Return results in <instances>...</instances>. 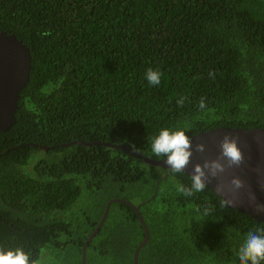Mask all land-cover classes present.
Returning <instances> with one entry per match:
<instances>
[{
    "label": "trees",
    "instance_id": "trees-1",
    "mask_svg": "<svg viewBox=\"0 0 264 264\" xmlns=\"http://www.w3.org/2000/svg\"><path fill=\"white\" fill-rule=\"evenodd\" d=\"M4 31L30 48L32 67L0 131V246L82 264L119 198L86 264H134L146 233L127 200L150 230L139 264H239L263 220L221 207L209 186L186 197L176 186L189 173L106 143L163 159L150 143L164 127L264 128V0H0ZM149 68L163 72L158 86Z\"/></svg>",
    "mask_w": 264,
    "mask_h": 264
},
{
    "label": "clouds",
    "instance_id": "clouds-1",
    "mask_svg": "<svg viewBox=\"0 0 264 264\" xmlns=\"http://www.w3.org/2000/svg\"><path fill=\"white\" fill-rule=\"evenodd\" d=\"M162 76L163 72L159 69L149 68L145 73L148 83L153 86L161 83ZM177 103L182 106L183 98ZM198 107L201 110L207 107L206 98L200 99ZM190 130L191 125L188 123L175 128L164 127L160 129L158 135L151 139L152 153L156 157H163V161L168 165L167 168L173 173L185 172L192 164L194 152L204 154L207 151L208 145L205 142L199 141L194 144L193 136L189 135ZM248 131L254 133L251 140L258 147L264 148V129ZM249 146V140L243 138L239 131L233 129L225 132L219 141V154L214 158L205 156L202 162L192 165V171L189 172L191 185L178 184L177 192L190 197L194 193L204 191L212 181H218L215 189L221 197V207L247 204L257 215H264V200L260 199L253 185L239 174H231L230 179L226 176L231 170L239 169L246 164V149ZM132 148L134 151H140L135 145H132ZM254 171L257 174L256 184L260 191L264 192V169L257 167ZM204 214L209 215L210 209H205ZM237 255L239 264H264V228L250 229ZM0 264H42V262L33 259L32 253L22 246L6 250L0 246Z\"/></svg>",
    "mask_w": 264,
    "mask_h": 264
},
{
    "label": "water",
    "instance_id": "water-1",
    "mask_svg": "<svg viewBox=\"0 0 264 264\" xmlns=\"http://www.w3.org/2000/svg\"><path fill=\"white\" fill-rule=\"evenodd\" d=\"M31 61L32 55L30 48L23 43L22 40L17 38L15 34H8L7 32H0V131L8 130L15 122V113L18 107V100L20 99V92L23 87L27 84L30 78V70H31ZM235 129L239 131L243 138L249 140V148L246 149V164L241 166L239 169L231 170L229 174H226L227 178H231V174H239L242 178L246 179L249 183H251L254 189L257 191L258 196L261 200H264V192H261L259 187L256 184L257 174L254 171L257 167L264 169V148L258 147L254 141L251 140V136L254 134L253 132H249L248 130L256 129H264L260 127L247 128V127H218L215 129H211L204 132H199L193 135L194 144L195 142L203 141L208 145L207 151L204 154L195 153L193 154L192 164L189 165L188 169L185 171L187 173L192 171V165L196 162H202L205 156L214 158L219 154V141L222 139L223 134L228 131H232ZM74 143L80 144H88L85 141H74L72 143H68L65 145H72ZM109 146L123 148L130 151L135 156L143 158L147 163L154 164L156 166L163 167L168 174V165L163 161V159L151 158L147 156H143L142 154L134 151L130 146L124 144H114L107 142ZM37 146V144H34ZM41 148L48 150L50 147L47 145H42ZM51 148H55V146H51ZM166 159V158H165ZM218 181H212L209 187L214 189L216 192V184ZM217 193V192H216ZM227 195L228 193H222ZM121 200L119 198L110 199L104 211V214L97 225L94 232L88 237L84 246L82 253V264H86L87 261V246L90 241L96 236V234L100 231L103 226L107 216L109 207L112 202ZM134 210L137 212L141 223L145 228V237L143 241L136 247L134 252V264H139V252L140 250L147 244L149 240V229L146 225V222L143 218V215L139 209V206L135 205L131 201L127 200ZM241 212H246L250 214L252 217L257 220L264 221V215H257L247 204H238L236 207H233ZM1 218V216H0Z\"/></svg>",
    "mask_w": 264,
    "mask_h": 264
},
{
    "label": "rangeland",
    "instance_id": "rangeland-1",
    "mask_svg": "<svg viewBox=\"0 0 264 264\" xmlns=\"http://www.w3.org/2000/svg\"><path fill=\"white\" fill-rule=\"evenodd\" d=\"M108 201H109V200H108ZM108 201H107V202H108ZM38 261H41L42 264H50V258L48 257V255H46L45 252H43V253L41 254V258H40Z\"/></svg>",
    "mask_w": 264,
    "mask_h": 264
}]
</instances>
